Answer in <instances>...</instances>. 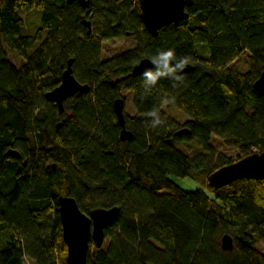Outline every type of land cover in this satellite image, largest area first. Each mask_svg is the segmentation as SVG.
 Returning a JSON list of instances; mask_svg holds the SVG:
<instances>
[{"label":"trees","instance_id":"1","mask_svg":"<svg viewBox=\"0 0 264 264\" xmlns=\"http://www.w3.org/2000/svg\"><path fill=\"white\" fill-rule=\"evenodd\" d=\"M186 11V20L154 37L136 0H91L85 9L68 0H0V264H67L62 196L86 215L120 208L104 245H90L88 264H264L257 249L264 181L221 189L207 181L264 153V97L254 90L264 71V0H194ZM32 15L40 23L26 34ZM129 36L137 40L133 49L101 59L105 41ZM169 48L189 56L193 69L183 82L161 79L145 95L132 68ZM241 56L246 72L232 68ZM69 59L90 90L60 113L45 96L60 85ZM123 92L135 111L125 113L132 132L125 142L113 110ZM153 107L164 120L157 129L144 115ZM183 129L190 133L175 136ZM216 139L237 158L218 151ZM191 143L199 150L193 156ZM171 177L201 188L186 191ZM225 234L234 240L231 251L221 248Z\"/></svg>","mask_w":264,"mask_h":264},{"label":"water","instance_id":"2","mask_svg":"<svg viewBox=\"0 0 264 264\" xmlns=\"http://www.w3.org/2000/svg\"><path fill=\"white\" fill-rule=\"evenodd\" d=\"M91 0H68L70 4L77 3L85 9ZM140 10V19L146 31L157 37L160 30L173 24H179L188 18L186 9L193 6L194 0H137ZM74 60L69 59L67 68L62 73L61 83L58 87L46 94V99L54 103L60 113L65 111L64 103L78 94H87L90 90L88 84L80 83L74 75ZM153 67L150 58L141 59L133 68L134 77L141 76L145 68ZM192 65H188L184 72H190ZM119 82V80H117ZM255 92L264 97V71L254 83ZM114 113L121 127L120 139L125 142L132 139V132L127 129L125 121V100L118 98L113 104ZM60 124L58 125V127ZM181 133L189 134L183 129ZM13 158H20V153L9 150L6 154ZM250 179L264 181V153H252L230 165L223 166L208 177V184L212 188H224L237 180ZM59 219L62 226L63 240L67 246V264H88L90 245L101 248L105 242L106 230L120 216V208H98L90 215L83 213L77 201L72 197L58 199ZM221 248L231 251L234 248L233 238L225 234L221 238Z\"/></svg>","mask_w":264,"mask_h":264},{"label":"rangeland","instance_id":"3","mask_svg":"<svg viewBox=\"0 0 264 264\" xmlns=\"http://www.w3.org/2000/svg\"><path fill=\"white\" fill-rule=\"evenodd\" d=\"M27 20V28L25 33L26 34H31L36 26L39 25V18H36L35 16H30L26 18ZM137 44V40L134 37H122L118 38L115 40H109L105 41L102 44L101 47V59L106 60L109 59L117 54H120L124 51L131 50L133 49ZM9 57L12 61L16 62L17 64H20L22 62V59L18 58L14 59L11 54H9ZM233 69H236L239 72H246L248 70V62L246 61V58L244 56H241L232 66ZM123 95L125 97V113L128 115H133L135 113L134 108L132 106L131 100L129 98V93L123 92ZM174 116L177 118H182L181 115H179L177 112H172ZM214 146L217 148L218 151H221L234 159L237 158V152L235 149H226L225 147L222 146L219 140L214 141ZM180 148H182V144H177ZM184 149V148H183ZM190 155H195L199 150L193 143L188 145L186 148ZM171 179L174 181V183L181 188H183L186 191H195L199 188H201L197 183L192 181L191 179H182V178H176V177H171ZM257 249L260 253L264 255V241H262L258 246ZM24 264H34L30 259H25Z\"/></svg>","mask_w":264,"mask_h":264},{"label":"clouds","instance_id":"4","mask_svg":"<svg viewBox=\"0 0 264 264\" xmlns=\"http://www.w3.org/2000/svg\"><path fill=\"white\" fill-rule=\"evenodd\" d=\"M189 56L177 57L174 49H159L156 54L150 57V63L153 67L145 68L141 73L142 87L144 94H151L152 90L157 86L161 79H170L174 83L183 82L184 70L190 64ZM175 97L165 99L164 103H174ZM145 116L150 118L149 125L152 129H157L164 124L161 118L160 109L153 107Z\"/></svg>","mask_w":264,"mask_h":264},{"label":"built area","instance_id":"5","mask_svg":"<svg viewBox=\"0 0 264 264\" xmlns=\"http://www.w3.org/2000/svg\"><path fill=\"white\" fill-rule=\"evenodd\" d=\"M135 1V0H134Z\"/></svg>","mask_w":264,"mask_h":264}]
</instances>
